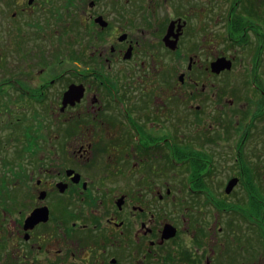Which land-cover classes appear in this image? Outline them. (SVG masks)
<instances>
[{
    "label": "flooded vegetation",
    "instance_id": "obj_1",
    "mask_svg": "<svg viewBox=\"0 0 264 264\" xmlns=\"http://www.w3.org/2000/svg\"><path fill=\"white\" fill-rule=\"evenodd\" d=\"M142 2L0 0V264H264V0Z\"/></svg>",
    "mask_w": 264,
    "mask_h": 264
},
{
    "label": "rangeland",
    "instance_id": "obj_2",
    "mask_svg": "<svg viewBox=\"0 0 264 264\" xmlns=\"http://www.w3.org/2000/svg\"><path fill=\"white\" fill-rule=\"evenodd\" d=\"M137 3H134V6H133V10L136 12L139 8H142V6H143V2H142V0H135ZM147 0H144V2H146ZM139 2V3H138ZM156 2H158V1H156ZM145 5H147V4H145ZM158 15H159V17H162V18H166V21L168 20L167 18L169 17L168 16V14L166 13V11L165 10H159L158 11ZM130 20H131V14L129 13V15L127 14L126 15V18H125V20L123 21V23H122V25H123V30L124 31H128V29H130L129 28V26H131V28H133L134 27V25H136V21L134 22V21H131L130 22ZM166 21H165V23H166ZM222 48L223 47H221L219 50H218V52L219 51H223L222 50ZM186 63H187V60L185 61ZM176 73V69H174L173 67H167L166 69H165V71H164V74L165 75H167V74H170V75H174ZM217 108V106L216 105H214V109H216ZM172 116H173V118H172V122H174V120H176V117H177V115H176V113L174 112V113H172ZM217 118H220V116L219 117H215V119H217ZM226 118H224L223 120H225ZM226 121V120H225ZM219 176H221L220 174H219ZM218 176V177H219ZM219 179V181H221L222 180V178L221 177H219L218 178ZM240 243V242H239ZM239 243H237V242H234V244H236V245H240Z\"/></svg>",
    "mask_w": 264,
    "mask_h": 264
},
{
    "label": "water",
    "instance_id": "obj_3",
    "mask_svg": "<svg viewBox=\"0 0 264 264\" xmlns=\"http://www.w3.org/2000/svg\"><path fill=\"white\" fill-rule=\"evenodd\" d=\"M171 231H172L171 228L168 227L166 237H170L173 235V233H171Z\"/></svg>",
    "mask_w": 264,
    "mask_h": 264
}]
</instances>
